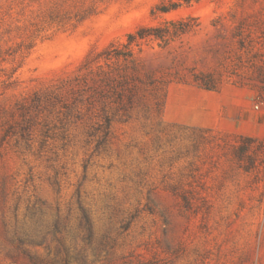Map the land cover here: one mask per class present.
<instances>
[{
	"label": "rangeland",
	"instance_id": "rangeland-1",
	"mask_svg": "<svg viewBox=\"0 0 264 264\" xmlns=\"http://www.w3.org/2000/svg\"><path fill=\"white\" fill-rule=\"evenodd\" d=\"M0 264H264V0H0Z\"/></svg>",
	"mask_w": 264,
	"mask_h": 264
},
{
	"label": "trees",
	"instance_id": "trees-1",
	"mask_svg": "<svg viewBox=\"0 0 264 264\" xmlns=\"http://www.w3.org/2000/svg\"><path fill=\"white\" fill-rule=\"evenodd\" d=\"M139 34V37H141L142 35H141V33H138ZM155 36H159V35H157V34H155Z\"/></svg>",
	"mask_w": 264,
	"mask_h": 264
}]
</instances>
